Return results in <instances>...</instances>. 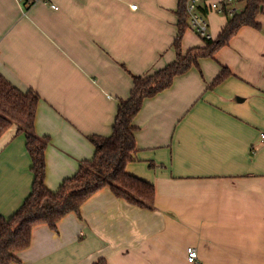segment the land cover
Returning a JSON list of instances; mask_svg holds the SVG:
<instances>
[{
    "label": "crops",
    "instance_id": "1",
    "mask_svg": "<svg viewBox=\"0 0 264 264\" xmlns=\"http://www.w3.org/2000/svg\"><path fill=\"white\" fill-rule=\"evenodd\" d=\"M0 0V73L40 96L35 123L48 137L45 184L56 191L93 158L91 135L109 136L132 76L176 59L178 0ZM59 7L54 10L51 5ZM238 5V12L242 11ZM137 5V9H132ZM211 39L225 15H207ZM213 57L148 98L134 119L137 158L128 173L155 186L154 209L109 188L58 224L33 229L18 264H264V9ZM205 47L192 29L182 49ZM231 75L209 89L222 69ZM0 138V216L32 192L26 138Z\"/></svg>",
    "mask_w": 264,
    "mask_h": 264
},
{
    "label": "trees",
    "instance_id": "2",
    "mask_svg": "<svg viewBox=\"0 0 264 264\" xmlns=\"http://www.w3.org/2000/svg\"><path fill=\"white\" fill-rule=\"evenodd\" d=\"M188 1L178 0V35L172 45L176 59L151 74L132 76L130 95L119 100L111 135L89 136L95 146L93 158L83 162L56 191H51L45 184V152L49 138L38 137L35 132L40 96L33 90L21 91L0 73V138L12 126L18 127L17 133L26 138L34 176L32 192L21 207L9 218L0 216V264H18L17 254L29 248L36 226L44 224L57 230L59 222L67 215L81 216L86 201L104 188L136 207L154 209L155 186L127 171V165L137 158L134 119L144 101L171 87L176 77L199 68L201 58L213 57L217 50L229 45L243 26L261 29L257 18L263 14L264 0H246L242 11L233 17L227 16L228 22L216 39L202 38L205 47L184 52L182 41L187 29L191 28ZM230 75V70L224 67L209 89Z\"/></svg>",
    "mask_w": 264,
    "mask_h": 264
},
{
    "label": "built area",
    "instance_id": "3",
    "mask_svg": "<svg viewBox=\"0 0 264 264\" xmlns=\"http://www.w3.org/2000/svg\"><path fill=\"white\" fill-rule=\"evenodd\" d=\"M19 2L28 8L40 2L48 3L47 0H19ZM240 3H246V0H189L187 2V10L190 15V29L200 38L211 39L207 15L209 13H217L233 17L238 13V4ZM51 8L59 10V7L54 4L51 5ZM132 9L136 10L137 5H133ZM261 141L264 143V134L261 135ZM187 257L190 263L198 264L199 254L197 248L189 247L187 249Z\"/></svg>",
    "mask_w": 264,
    "mask_h": 264
},
{
    "label": "rangeland",
    "instance_id": "4",
    "mask_svg": "<svg viewBox=\"0 0 264 264\" xmlns=\"http://www.w3.org/2000/svg\"><path fill=\"white\" fill-rule=\"evenodd\" d=\"M238 5H239V7H242L243 6V4H238ZM196 69L200 70V68H196Z\"/></svg>",
    "mask_w": 264,
    "mask_h": 264
}]
</instances>
